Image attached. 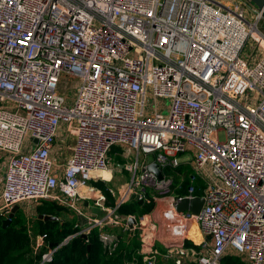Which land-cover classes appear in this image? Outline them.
I'll use <instances>...</instances> for the list:
<instances>
[{
    "label": "built area",
    "instance_id": "obj_1",
    "mask_svg": "<svg viewBox=\"0 0 264 264\" xmlns=\"http://www.w3.org/2000/svg\"><path fill=\"white\" fill-rule=\"evenodd\" d=\"M262 20L246 0H0V216L41 199L76 216L43 261L97 229L109 255L138 240L124 264H264Z\"/></svg>",
    "mask_w": 264,
    "mask_h": 264
},
{
    "label": "trees",
    "instance_id": "obj_2",
    "mask_svg": "<svg viewBox=\"0 0 264 264\" xmlns=\"http://www.w3.org/2000/svg\"><path fill=\"white\" fill-rule=\"evenodd\" d=\"M3 166V156H0V169H3ZM178 169L191 171L190 165H181ZM165 172L173 175L177 181L176 170L167 168ZM188 183V180L184 181L179 193H184ZM201 192L202 190H199L198 193L201 194ZM109 199L113 200L110 196ZM151 208L152 204L130 201L120 207V212L123 214L143 213ZM65 210L68 209L55 201L41 199L35 204L36 215L34 217L28 219L18 210L12 222L3 227V217L0 216V264H124L130 250L139 245L135 238L130 241L125 239L121 241L116 252L109 255L99 240L98 230L95 229L90 233L88 241L77 235L60 245L50 260L43 261L42 254L48 250L50 243L60 244L77 228L72 220L62 218L45 220L39 218L38 215L59 217ZM40 237H43L44 243L39 250H36L37 239ZM222 264L247 263L241 256L228 254L223 257Z\"/></svg>",
    "mask_w": 264,
    "mask_h": 264
},
{
    "label": "rangeland",
    "instance_id": "obj_3",
    "mask_svg": "<svg viewBox=\"0 0 264 264\" xmlns=\"http://www.w3.org/2000/svg\"><path fill=\"white\" fill-rule=\"evenodd\" d=\"M223 1H225L226 3L230 2V0H223ZM251 17H252V19H255L254 14H252ZM260 26L262 28L264 27V20L260 21ZM250 45H251V42H248L247 47H250ZM62 78L66 82V87L65 88L70 87V91H69L68 97L69 98H74V96L76 95V90L79 87L80 80L78 78H75V77H67V76H63ZM166 100H168V99H166ZM165 112H167V110H165ZM115 155H116V153L114 154V156ZM115 160H117V158ZM2 171H3V169L1 168L0 169V186L2 184L1 183V181H2ZM130 179H131V173L126 171L125 169H121V171H117L116 172V174L114 175V179H112L110 181V183L113 184V185H116V186L117 185L118 186L122 185V187H124L126 184L129 183ZM35 203L36 202L30 201L28 203L27 202H23V203L20 204V209L19 210L25 215L26 218L29 219L30 217H34L36 215V213H35ZM1 204H2V201L0 200V205ZM95 211H98V209L95 208ZM57 218L58 219L62 218L63 220H72V221H74V224H75V222L77 220L76 216L74 214H72L69 210L63 211V213Z\"/></svg>",
    "mask_w": 264,
    "mask_h": 264
},
{
    "label": "water",
    "instance_id": "obj_4",
    "mask_svg": "<svg viewBox=\"0 0 264 264\" xmlns=\"http://www.w3.org/2000/svg\"><path fill=\"white\" fill-rule=\"evenodd\" d=\"M246 1H248L250 4L254 5L259 10H261L263 15H264V0H246ZM35 141H37V139H35ZM149 169L154 171L159 178L163 177V173L157 167L156 163L150 164ZM133 198H136V196H132V199ZM139 203H142V200H140ZM203 203H204V198L200 197V196L195 197L193 199L183 198L177 203L176 208H177V210H187L188 209V210L192 211L193 213L198 214L199 211L201 210V207L203 206ZM19 209H20L19 204H16L11 208V211L9 212L8 217L2 219L3 227L8 226L12 222L16 212ZM38 217L43 218L45 220H56V219H58L57 217H55L53 215H45V214H39ZM134 222H135V219H133V218L129 219L130 225H133ZM82 237H85V235H82ZM56 245H57V243H50L49 244L50 247H54Z\"/></svg>",
    "mask_w": 264,
    "mask_h": 264
},
{
    "label": "crops",
    "instance_id": "obj_5",
    "mask_svg": "<svg viewBox=\"0 0 264 264\" xmlns=\"http://www.w3.org/2000/svg\"><path fill=\"white\" fill-rule=\"evenodd\" d=\"M3 175H4V170L2 171V181H1V183H3ZM1 188H2V184L0 186V190H1ZM192 233L195 234L196 236H198L197 235L198 234V230L196 228H193Z\"/></svg>",
    "mask_w": 264,
    "mask_h": 264
},
{
    "label": "bare ground",
    "instance_id": "obj_6",
    "mask_svg": "<svg viewBox=\"0 0 264 264\" xmlns=\"http://www.w3.org/2000/svg\"><path fill=\"white\" fill-rule=\"evenodd\" d=\"M197 235H198V236H196V235L194 234V237H195L196 239H199V232H198Z\"/></svg>",
    "mask_w": 264,
    "mask_h": 264
}]
</instances>
